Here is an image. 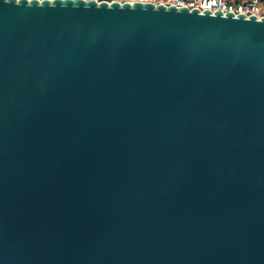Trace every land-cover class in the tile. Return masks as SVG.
<instances>
[{
	"label": "water",
	"instance_id": "obj_1",
	"mask_svg": "<svg viewBox=\"0 0 264 264\" xmlns=\"http://www.w3.org/2000/svg\"><path fill=\"white\" fill-rule=\"evenodd\" d=\"M0 264H264V17L0 0Z\"/></svg>",
	"mask_w": 264,
	"mask_h": 264
},
{
	"label": "built area",
	"instance_id": "obj_2",
	"mask_svg": "<svg viewBox=\"0 0 264 264\" xmlns=\"http://www.w3.org/2000/svg\"><path fill=\"white\" fill-rule=\"evenodd\" d=\"M110 3L112 1L132 2L134 0H96ZM148 1L155 5L176 8L185 7L189 10L197 9L199 12L209 10L210 12L220 11L222 14L231 12L233 16L243 14L246 18L254 16L259 19L264 17V0H139Z\"/></svg>",
	"mask_w": 264,
	"mask_h": 264
}]
</instances>
